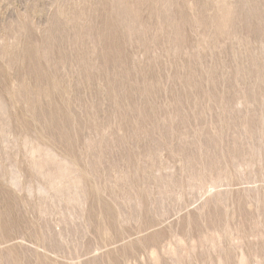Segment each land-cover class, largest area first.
Returning <instances> with one entry per match:
<instances>
[{"label": "rangeland", "instance_id": "obj_1", "mask_svg": "<svg viewBox=\"0 0 264 264\" xmlns=\"http://www.w3.org/2000/svg\"><path fill=\"white\" fill-rule=\"evenodd\" d=\"M0 264H264V0H0Z\"/></svg>", "mask_w": 264, "mask_h": 264}]
</instances>
